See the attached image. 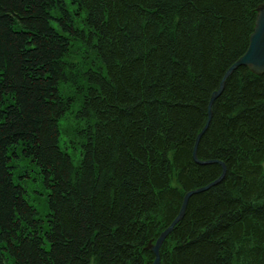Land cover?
I'll return each mask as SVG.
<instances>
[{
  "label": "trees",
  "instance_id": "16d2710c",
  "mask_svg": "<svg viewBox=\"0 0 264 264\" xmlns=\"http://www.w3.org/2000/svg\"><path fill=\"white\" fill-rule=\"evenodd\" d=\"M262 2L0 0V264H264Z\"/></svg>",
  "mask_w": 264,
  "mask_h": 264
},
{
  "label": "water",
  "instance_id": "95a60500",
  "mask_svg": "<svg viewBox=\"0 0 264 264\" xmlns=\"http://www.w3.org/2000/svg\"><path fill=\"white\" fill-rule=\"evenodd\" d=\"M247 66L250 70L257 74H263L264 73V2L260 3L256 8V17L254 22L253 31L249 35V43L245 50V52L230 66V68L225 73L221 83L219 84V87L213 91L211 94V97L208 102L207 106V120L205 123V127L207 126L210 116H211V106L214 101V99L217 97V95L222 91L224 86V81L226 77L238 66ZM200 134H198L199 136ZM198 136L195 140V144L197 142ZM193 155L196 158V145L193 147ZM210 162V161H207ZM219 181V180H217ZM208 186H205L203 188H195L192 190H189L185 192L183 196V200L181 203V207L179 209V212L177 216L173 219V221L159 234V236L156 238L154 243H150L149 247L151 251L154 254V260L152 264H159L160 263V257H159V249L163 241L165 240L166 236L172 231L175 224L181 219V217L184 214L188 198L196 192H199L203 189H206Z\"/></svg>",
  "mask_w": 264,
  "mask_h": 264
},
{
  "label": "rangeland",
  "instance_id": "374dc122",
  "mask_svg": "<svg viewBox=\"0 0 264 264\" xmlns=\"http://www.w3.org/2000/svg\"><path fill=\"white\" fill-rule=\"evenodd\" d=\"M69 10L74 9L76 7L72 5H68ZM83 50L77 49L71 53V60L73 61H79L82 58ZM76 125H80L74 118V113H67L65 117L60 121V145L61 147L74 157V161H76L79 157V151L77 148H74L75 145H77L75 142H77L76 137L73 135V130L76 127ZM263 169H264V162L262 163Z\"/></svg>",
  "mask_w": 264,
  "mask_h": 264
},
{
  "label": "bare ground",
  "instance_id": "6f19581e",
  "mask_svg": "<svg viewBox=\"0 0 264 264\" xmlns=\"http://www.w3.org/2000/svg\"><path fill=\"white\" fill-rule=\"evenodd\" d=\"M252 31H253V29H252ZM222 178H223V177L221 176L219 180H221ZM217 182H218V181H216L215 183H217Z\"/></svg>",
  "mask_w": 264,
  "mask_h": 264
}]
</instances>
